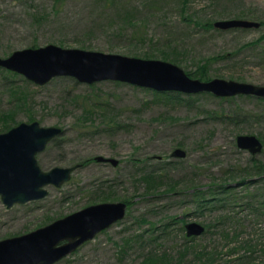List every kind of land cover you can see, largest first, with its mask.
<instances>
[{
  "label": "rangeland",
  "instance_id": "rangeland-1",
  "mask_svg": "<svg viewBox=\"0 0 264 264\" xmlns=\"http://www.w3.org/2000/svg\"><path fill=\"white\" fill-rule=\"evenodd\" d=\"M230 18L261 26L213 27L214 21ZM47 44L165 60L199 80L264 85V0H0V57ZM155 92L160 91L111 79L80 82L68 75L39 84L0 67V112L13 114L10 127L37 121L62 129L36 154L40 168L78 165L60 186L45 185L47 194L40 199L6 207L0 197V239L90 204L123 201L122 219L52 264H206L195 252L228 250L250 237L258 249L264 218L226 206L223 213H235L241 225L237 240L225 247L218 225L211 224L221 212L205 208L197 192L257 178L245 173L254 172L251 158L264 163V99ZM238 134L258 137L261 150L238 147ZM176 148L185 155L173 156ZM146 175H155L152 187L143 180ZM251 189L239 185L236 191L244 198ZM192 221L211 225L187 236L184 225ZM151 253L167 260H148ZM253 254L259 257L252 264H259L263 254Z\"/></svg>",
  "mask_w": 264,
  "mask_h": 264
},
{
  "label": "water",
  "instance_id": "water-1",
  "mask_svg": "<svg viewBox=\"0 0 264 264\" xmlns=\"http://www.w3.org/2000/svg\"><path fill=\"white\" fill-rule=\"evenodd\" d=\"M259 25V21L240 18L213 22V27L219 29ZM0 67L39 84L56 75H68L87 83L111 79L156 91L186 94L206 91L224 97L249 94L264 99V85L221 78L199 80L165 60L62 48L55 44L14 50L0 57ZM61 133L60 127L41 126L37 121L20 122L0 133V197L6 207L40 199L47 194L45 185L60 186L69 180L78 165L55 166L44 171L36 160V154L47 142ZM236 144L251 153L262 148L260 139L252 134H238ZM172 155L184 156L185 151L176 148ZM95 159L117 163L113 158L96 156ZM125 210L123 201L90 204L29 232L0 239V264H52L122 219ZM184 228L187 236L204 231V226L195 221L185 223Z\"/></svg>",
  "mask_w": 264,
  "mask_h": 264
},
{
  "label": "trees",
  "instance_id": "trees-1",
  "mask_svg": "<svg viewBox=\"0 0 264 264\" xmlns=\"http://www.w3.org/2000/svg\"><path fill=\"white\" fill-rule=\"evenodd\" d=\"M213 24V23H212ZM211 25V24H209ZM204 65H201V69L199 70V75L204 76L205 71L202 69ZM197 73V72H196ZM156 95L160 96H175L178 97L181 93L178 91H160L155 92ZM20 98H22L20 96ZM19 99V98H18ZM23 100V99H21ZM13 114L11 112L5 113L3 111L0 112V120H1V128L0 129H9L10 124L9 121L12 119ZM101 116H105V113H101ZM252 168L254 172L247 171L245 174L252 176L255 174L257 178L246 177L241 181L237 182V185H233L231 183H215L213 185L208 186L205 192L198 191L197 195H201L199 197V201L205 204V208L210 209L211 211H220L221 213L218 214L215 218V222L211 224L218 225V235H220L224 240H226L225 247L229 244L230 241L237 240V237L240 233L239 228L241 225V221L238 217L235 218L234 214L223 213L226 206L230 205L232 207L240 206V210H249V213H245L249 215L252 213L254 216H261L264 218V163L251 158ZM254 173V174H252ZM155 175H152L154 178ZM150 175H146L143 177V180L146 181L149 187H152V183L150 181L155 180ZM242 185L250 190L249 194H245L246 197H239V193L236 191L237 186ZM238 200H242L240 204L237 203ZM240 211V212H241ZM237 214V213H236ZM211 224H202L204 226V231L208 230L209 225ZM229 226L231 231H228L226 227ZM231 226V227H230ZM238 229V230H237ZM264 237V236H263ZM191 247V246H190ZM217 246L213 247L214 249L211 250H200L195 252L196 257L199 259H203L204 263L209 264L211 262H217V264H231L230 262H235V264H252L254 263L256 257L253 253H256L259 250L263 257L259 264H264V241H262L261 246L257 249L255 246V242L253 238H245L243 239L242 243L239 245H233L228 250L216 249ZM223 248L222 246H220ZM239 251H242L239 254ZM238 253L237 256H233L234 253ZM150 258L148 260L153 261H166L165 255H153L152 253L149 254ZM254 256V257H253ZM152 257V259H151ZM226 257L229 259L226 261ZM223 260L220 262L219 260ZM231 259V260H230ZM147 261V260H146Z\"/></svg>",
  "mask_w": 264,
  "mask_h": 264
},
{
  "label": "flooded vegetation",
  "instance_id": "flooded-vegetation-1",
  "mask_svg": "<svg viewBox=\"0 0 264 264\" xmlns=\"http://www.w3.org/2000/svg\"><path fill=\"white\" fill-rule=\"evenodd\" d=\"M259 26H261V22H260V25Z\"/></svg>",
  "mask_w": 264,
  "mask_h": 264
}]
</instances>
